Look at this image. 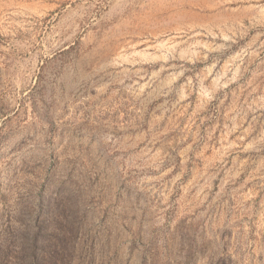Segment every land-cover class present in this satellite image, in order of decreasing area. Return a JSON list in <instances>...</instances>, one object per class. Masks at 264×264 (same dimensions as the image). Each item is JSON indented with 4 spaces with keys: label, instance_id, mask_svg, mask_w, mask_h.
I'll use <instances>...</instances> for the list:
<instances>
[{
    "label": "rangeland",
    "instance_id": "374dc122",
    "mask_svg": "<svg viewBox=\"0 0 264 264\" xmlns=\"http://www.w3.org/2000/svg\"><path fill=\"white\" fill-rule=\"evenodd\" d=\"M0 264H264V0H0Z\"/></svg>",
    "mask_w": 264,
    "mask_h": 264
}]
</instances>
